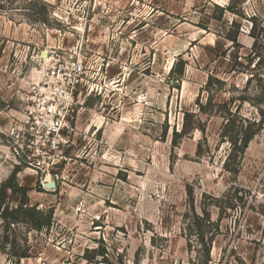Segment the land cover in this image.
Returning <instances> with one entry per match:
<instances>
[{"label": "rangeland", "instance_id": "obj_1", "mask_svg": "<svg viewBox=\"0 0 264 264\" xmlns=\"http://www.w3.org/2000/svg\"><path fill=\"white\" fill-rule=\"evenodd\" d=\"M214 5L234 11L218 20ZM57 55L88 70L62 140L31 129L27 112ZM233 57L243 64L234 71ZM180 58L183 74L170 76ZM263 64L264 0H0V184L18 168L27 203L53 209L39 230L0 215V264H264V124L233 175L222 118L196 104L227 101L251 75L264 82ZM209 74L225 82L215 95ZM257 84L248 118L264 111ZM185 110L196 127L172 148ZM186 185L197 213L204 194L232 207L205 263L186 235ZM19 200L8 192L9 206ZM210 213L216 221L219 209Z\"/></svg>", "mask_w": 264, "mask_h": 264}, {"label": "trees", "instance_id": "obj_2", "mask_svg": "<svg viewBox=\"0 0 264 264\" xmlns=\"http://www.w3.org/2000/svg\"><path fill=\"white\" fill-rule=\"evenodd\" d=\"M214 7L215 9H219L221 11V15L219 17H215L218 20L222 19V14L224 12L234 11V9L229 5L226 7L214 5ZM227 39L233 43H236L237 36H232L228 33ZM233 58L231 66L232 71L236 70L238 65H243L235 60L236 57ZM179 62L180 68L178 71H176L177 63H174L173 61L169 69L170 76L177 75L180 77L183 74L184 65L186 62L185 60H182V58L179 59ZM256 64H261V58L258 59ZM253 78L258 81L256 88L261 92H264V82H262L260 78H256L255 75H251L247 79L245 87H243L241 90L236 89L234 86L232 87L233 90L240 91V94H231L227 101L215 102L213 94H208L204 104L196 102L198 113L205 115H216L222 118L218 136L220 137L221 142H227L229 144L228 152L223 162V168L233 175L238 174L240 161L246 148L254 136L262 129L264 124V111L262 109H259V118L257 119L248 118L241 114L243 103L249 101L250 99L245 93L248 91ZM213 81L218 83L217 90L214 91L215 95L224 87L225 82L218 80L213 75L209 74L205 84L206 89H209L213 85ZM193 117V113L187 111L183 112L180 131L177 132L173 130L172 148L176 146L177 139L186 136L194 129V127H196ZM200 130L202 133L204 132L202 128H200ZM200 147L201 142L199 141L197 143L196 150L197 156H199ZM17 171L18 168L14 169L11 174L0 184V215L2 219H4L8 225L17 223L21 220L29 225V227L36 230H39L42 227H49L53 221V209L49 208L46 211L39 210L37 209L36 205L30 206L27 203L26 194L28 188L20 186L17 183ZM8 192L20 195V200L15 207L9 206L7 203ZM186 193L188 200V209L184 214L186 221V235L188 236L189 244L190 242L195 241L199 245L198 252H201V256L203 257V261L205 263L210 260L211 244L214 237L218 234L219 221L226 213L227 208L232 207L230 204L227 206L218 204L216 198L213 196H210L212 202H206L205 198H208L209 196L204 194L200 202V213H197L194 208L192 189L188 185H186ZM234 197L241 200V197ZM211 206H216L219 209L218 219L216 221L211 220ZM105 253L106 251L104 249L97 251L98 255H104Z\"/></svg>", "mask_w": 264, "mask_h": 264}, {"label": "built area", "instance_id": "obj_3", "mask_svg": "<svg viewBox=\"0 0 264 264\" xmlns=\"http://www.w3.org/2000/svg\"><path fill=\"white\" fill-rule=\"evenodd\" d=\"M51 59L53 65L48 72V90L32 100L27 112L28 119H32L31 129L35 128L32 125L35 124L44 130L46 137L55 138L71 128L74 93L83 91V80L88 70L83 61H62L58 55ZM59 139L62 140L60 137Z\"/></svg>", "mask_w": 264, "mask_h": 264}, {"label": "crops", "instance_id": "obj_4", "mask_svg": "<svg viewBox=\"0 0 264 264\" xmlns=\"http://www.w3.org/2000/svg\"><path fill=\"white\" fill-rule=\"evenodd\" d=\"M185 111H187V112H188V110H185ZM185 111H184V112H185ZM191 113H192V112H191ZM182 115H183V113H182ZM181 124H182V123H181ZM179 131H180V130H179Z\"/></svg>", "mask_w": 264, "mask_h": 264}]
</instances>
